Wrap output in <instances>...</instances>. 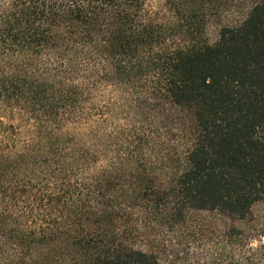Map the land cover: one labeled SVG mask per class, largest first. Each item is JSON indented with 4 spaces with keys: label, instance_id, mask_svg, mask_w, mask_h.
<instances>
[{
    "label": "trees",
    "instance_id": "obj_1",
    "mask_svg": "<svg viewBox=\"0 0 264 264\" xmlns=\"http://www.w3.org/2000/svg\"><path fill=\"white\" fill-rule=\"evenodd\" d=\"M258 203L264 0H0V264L224 257Z\"/></svg>",
    "mask_w": 264,
    "mask_h": 264
},
{
    "label": "rangeland",
    "instance_id": "obj_2",
    "mask_svg": "<svg viewBox=\"0 0 264 264\" xmlns=\"http://www.w3.org/2000/svg\"><path fill=\"white\" fill-rule=\"evenodd\" d=\"M206 36L209 42L216 40L217 23L212 21L208 24ZM213 220L216 221H211L210 225L212 224L213 226L220 228L222 222L219 221L218 217ZM243 228L245 229L242 236L237 239L238 249L231 252L228 251L226 256H219L216 253H220V251L217 250L206 249L199 251L190 247L187 253V259L189 262H193L195 261H192L193 258L196 259L198 257H204L203 260H199L193 264H245L242 261L249 256L248 244L255 246L260 243H264V204L258 203L252 207Z\"/></svg>",
    "mask_w": 264,
    "mask_h": 264
}]
</instances>
